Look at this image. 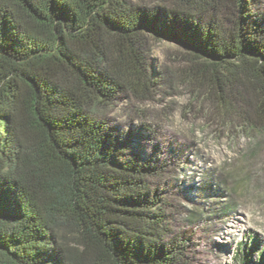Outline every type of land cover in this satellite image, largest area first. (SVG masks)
Instances as JSON below:
<instances>
[{"label":"trees","instance_id":"obj_1","mask_svg":"<svg viewBox=\"0 0 264 264\" xmlns=\"http://www.w3.org/2000/svg\"><path fill=\"white\" fill-rule=\"evenodd\" d=\"M227 4L232 26L221 18ZM149 35L203 60L211 84L232 98L221 96V107L234 101L242 128L264 129L255 0H0V264L185 263L187 242L153 185L161 169L140 155L137 136L95 110L126 91L152 97ZM257 249L244 245L240 264H264Z\"/></svg>","mask_w":264,"mask_h":264},{"label":"rangeland","instance_id":"obj_2","mask_svg":"<svg viewBox=\"0 0 264 264\" xmlns=\"http://www.w3.org/2000/svg\"><path fill=\"white\" fill-rule=\"evenodd\" d=\"M131 1L148 7L162 2ZM255 8L264 13V0H255ZM221 18L233 25L231 4ZM146 57L159 78L152 97L126 91L95 110L116 132L137 136L132 140L140 155L161 169L152 181L170 204L174 236L187 242L184 264H240L238 252L253 243V259H264V129L242 128L234 101L229 111L221 107V96L230 95L211 84L203 60L192 59L180 44L149 35ZM72 236L65 240L73 243Z\"/></svg>","mask_w":264,"mask_h":264}]
</instances>
